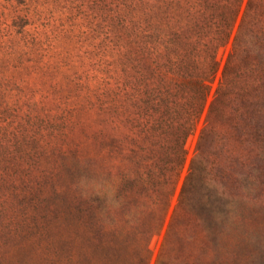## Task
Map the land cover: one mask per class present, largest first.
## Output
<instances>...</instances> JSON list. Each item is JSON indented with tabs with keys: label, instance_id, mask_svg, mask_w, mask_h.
<instances>
[{
	"label": "trees",
	"instance_id": "trees-1",
	"mask_svg": "<svg viewBox=\"0 0 264 264\" xmlns=\"http://www.w3.org/2000/svg\"><path fill=\"white\" fill-rule=\"evenodd\" d=\"M105 4L104 85L71 204L61 200L55 257L150 264L162 234L153 264H173L194 226L229 218L238 177L264 186V0ZM232 158L251 163L237 171Z\"/></svg>",
	"mask_w": 264,
	"mask_h": 264
},
{
	"label": "rangeland",
	"instance_id": "rangeland-1",
	"mask_svg": "<svg viewBox=\"0 0 264 264\" xmlns=\"http://www.w3.org/2000/svg\"><path fill=\"white\" fill-rule=\"evenodd\" d=\"M105 1L0 0V264H57L58 211L71 204V169L89 154L91 101L104 85ZM245 180L232 184L229 218L200 221L184 251H170L173 264H264V186Z\"/></svg>",
	"mask_w": 264,
	"mask_h": 264
}]
</instances>
